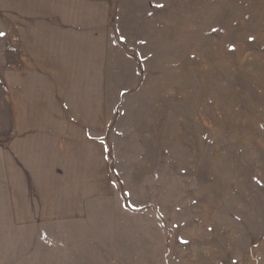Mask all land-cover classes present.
<instances>
[{"label": "rangeland", "instance_id": "1", "mask_svg": "<svg viewBox=\"0 0 264 264\" xmlns=\"http://www.w3.org/2000/svg\"><path fill=\"white\" fill-rule=\"evenodd\" d=\"M84 66L93 167L46 146ZM0 264H264V0H0Z\"/></svg>", "mask_w": 264, "mask_h": 264}, {"label": "crops", "instance_id": "2", "mask_svg": "<svg viewBox=\"0 0 264 264\" xmlns=\"http://www.w3.org/2000/svg\"><path fill=\"white\" fill-rule=\"evenodd\" d=\"M76 40L80 44L77 48H74V54H83L81 56L85 55L84 57H86V53H89L91 46L89 45V48H87L83 36H78ZM82 68L83 71L78 80L75 78L67 84L68 96L58 91L57 108L52 104H48L46 108L47 113L44 121L51 123L50 126H47L49 136L47 137L46 146L54 148L52 152L86 154L89 159L88 164L93 167L92 155L96 152L93 151V144H96V142L102 144L104 135L102 127L99 129L96 124L97 115L93 116V95L96 94L97 96V86H95V83L93 84V76L84 71V68L88 67L84 66ZM21 85L22 82L19 83V86L20 93L24 95L25 99L23 116H27L29 115L28 106L31 99L30 89H24ZM24 85H27V83ZM44 102L46 100L43 101V105L46 106ZM48 102H53V100L50 99ZM94 114L96 113L94 112ZM16 131V135L20 133L16 142L28 146L30 144L27 134L28 128L20 129L17 127ZM65 140L66 143H64ZM61 141H63V144ZM57 148L61 150H57Z\"/></svg>", "mask_w": 264, "mask_h": 264}]
</instances>
